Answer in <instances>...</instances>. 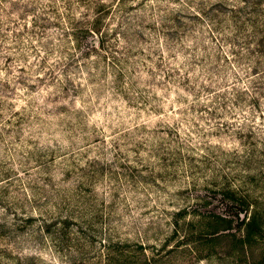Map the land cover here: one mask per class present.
Wrapping results in <instances>:
<instances>
[{
    "label": "rangeland",
    "instance_id": "1",
    "mask_svg": "<svg viewBox=\"0 0 264 264\" xmlns=\"http://www.w3.org/2000/svg\"><path fill=\"white\" fill-rule=\"evenodd\" d=\"M238 2L125 0L145 27L106 44L129 50L118 90L103 61L62 70L66 0H0V264H264L261 231L238 237L240 199L264 221V97L223 32Z\"/></svg>",
    "mask_w": 264,
    "mask_h": 264
},
{
    "label": "trees",
    "instance_id": "2",
    "mask_svg": "<svg viewBox=\"0 0 264 264\" xmlns=\"http://www.w3.org/2000/svg\"><path fill=\"white\" fill-rule=\"evenodd\" d=\"M66 2L68 7L65 11V21L63 24L58 23V26H62L61 35L63 37L58 43V51L64 52L63 55L65 56H63V59L66 60L60 64L63 66L62 70L66 71V66L79 58L82 59L85 68L99 66V62L103 61L106 63L105 66L103 65V72H106L110 67L114 74L115 86L119 90L118 87H123L122 85L125 84L123 78L127 73L125 74L124 67L127 63L129 50L125 47L124 51H119L120 57H118L115 54L113 55V53H116L113 48L114 45L110 44V46H107L106 44L110 39L119 40L122 38L128 40L130 35L139 36L143 33L142 29L145 24L143 23L142 29L135 30V28H131V23L122 20L123 13L126 11L125 0H116L115 3H107L105 0H66ZM74 3L77 5L76 7H81L83 10L75 12ZM263 4L264 0H239L237 4L232 5L230 11L232 24H230V27H224L223 32L227 37L226 39H228L226 41L232 43L233 49H240V51L234 52L232 57L236 62L240 63V68L243 67L241 70L249 75L250 86L255 90H261L258 92L264 97ZM176 17L178 16L175 15L172 19H176ZM109 20L115 21L114 27H108ZM149 24H154V19ZM64 39L65 41L61 42ZM41 46L46 52L57 47L54 43L49 44L47 41ZM108 53L111 56V66H108L106 62L109 57ZM93 54L97 56L94 60L90 59ZM76 55L77 57H75ZM41 62L43 63L44 61L41 60ZM65 79L67 80L66 77ZM251 100L253 103L257 101L254 95ZM228 193H231V197L235 199L234 191ZM240 200L238 203L240 210H246V213L241 220L243 229L239 232L238 237L245 244V242L249 243L257 239L259 236L257 234L258 231H261L260 235L264 236V221L263 214L255 202L251 204L249 201ZM213 215L217 220L225 223L224 229L232 227V218L218 214ZM231 234L236 237L234 232H231ZM156 256L158 257L159 253Z\"/></svg>",
    "mask_w": 264,
    "mask_h": 264
}]
</instances>
